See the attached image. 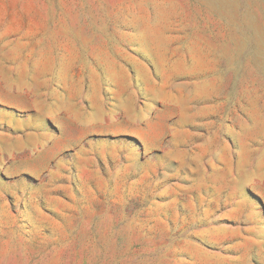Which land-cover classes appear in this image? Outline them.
Returning a JSON list of instances; mask_svg holds the SVG:
<instances>
[{"label":"rangeland","instance_id":"rangeland-1","mask_svg":"<svg viewBox=\"0 0 264 264\" xmlns=\"http://www.w3.org/2000/svg\"><path fill=\"white\" fill-rule=\"evenodd\" d=\"M0 264H264V0H0Z\"/></svg>","mask_w":264,"mask_h":264}]
</instances>
